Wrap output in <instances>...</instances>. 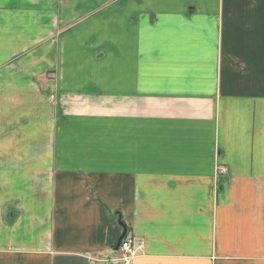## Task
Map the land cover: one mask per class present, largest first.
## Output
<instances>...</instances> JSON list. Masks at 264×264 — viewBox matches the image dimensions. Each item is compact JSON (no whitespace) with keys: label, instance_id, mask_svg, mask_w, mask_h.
Returning <instances> with one entry per match:
<instances>
[{"label":"crops","instance_id":"0c3cea01","mask_svg":"<svg viewBox=\"0 0 264 264\" xmlns=\"http://www.w3.org/2000/svg\"><path fill=\"white\" fill-rule=\"evenodd\" d=\"M123 226L132 264H264V0H0V264Z\"/></svg>","mask_w":264,"mask_h":264},{"label":"built area","instance_id":"2783aa9c","mask_svg":"<svg viewBox=\"0 0 264 264\" xmlns=\"http://www.w3.org/2000/svg\"><path fill=\"white\" fill-rule=\"evenodd\" d=\"M228 172L227 168L224 167H218L217 173L222 175L226 174ZM144 248V243L142 241H138L134 239L133 237H127L125 238L121 245H120V251L124 255L122 257L123 264H132L135 257H137Z\"/></svg>","mask_w":264,"mask_h":264},{"label":"rangeland","instance_id":"374dc122","mask_svg":"<svg viewBox=\"0 0 264 264\" xmlns=\"http://www.w3.org/2000/svg\"><path fill=\"white\" fill-rule=\"evenodd\" d=\"M60 58H62V55L59 57V59ZM101 59H104L106 62H108L109 61V58H110V55L108 54V55H102V57H100ZM73 59V58H72ZM104 61V62H105ZM50 77H54V73H50V74H48V76H47V78H46V80L47 81H49L50 82ZM47 93H50V90L49 89H47ZM72 107L74 106V105H77V104H70ZM75 107V106H74ZM218 167H224V168H227L226 166H221V165H218L217 166V168H216V171H217V169H218ZM228 169V168H227ZM217 175H220V174H218L217 173ZM127 237H129L127 234H126V236H125V238H127ZM124 238V239H125ZM123 239V240H124ZM122 243V242H121ZM116 245H117V243L115 244V246H114V248L112 249V253H111V257H108V258H104V257H102V258H100V259H96L99 263H101V264H123V262H122V257L124 256L122 253H121V251L119 250L120 249V247L118 248V249H116Z\"/></svg>","mask_w":264,"mask_h":264},{"label":"water","instance_id":"95a60500","mask_svg":"<svg viewBox=\"0 0 264 264\" xmlns=\"http://www.w3.org/2000/svg\"><path fill=\"white\" fill-rule=\"evenodd\" d=\"M124 228V232L123 234L119 237L118 241H117V245H116V249H118L121 245V242L123 241V239L125 238L126 234H127V230L126 228L123 226Z\"/></svg>","mask_w":264,"mask_h":264}]
</instances>
